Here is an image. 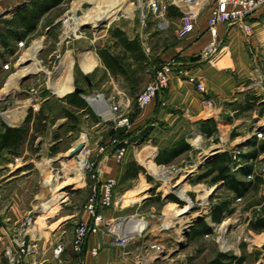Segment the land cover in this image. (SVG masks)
<instances>
[{
	"label": "crops",
	"instance_id": "crops-1",
	"mask_svg": "<svg viewBox=\"0 0 264 264\" xmlns=\"http://www.w3.org/2000/svg\"><path fill=\"white\" fill-rule=\"evenodd\" d=\"M214 1L208 3V0H201L203 5L202 12L196 19L194 30L188 35L180 38L177 35V31L181 24L180 9L175 6H170L168 8L166 16L172 20H177L176 30L174 31L176 37L167 39V35L164 36L161 34L160 37L162 36V39H159L158 44L162 45V47L158 48L159 51L156 53H152L151 51L148 56L145 54V60L142 64L148 65L146 59L147 61L150 60L152 54H154L152 58L156 61V65H150L151 70H155L161 63L175 60L176 63L180 65L179 69L183 70L184 75L178 76L175 73L172 74L167 90L159 94L149 105L139 110L136 114H132V111H129L131 124L126 131L131 132L132 135L139 133L141 129L148 126L150 121L153 120L155 124L150 127L146 136L150 138V141L156 139L154 137L155 128L153 129L152 127L157 124L163 128L170 129V131L175 134L172 135L174 136L173 142L178 141L181 136L180 134L183 133L184 127L189 126L190 130L186 128L188 131L183 135L186 142L189 143L190 141V146H193L192 141L200 136L207 139L215 138L217 140L221 138L222 141L219 140V142L225 143L231 136V129L240 122V118L244 117L246 112L250 111L254 103H262L261 100L256 99V96H263L264 92L262 91H264V89L257 86V84L252 81L253 75H251L252 72L250 71L255 53L259 52L264 59V18L259 16V12L251 15L249 19V30L247 32L243 31L238 25H219L217 28L218 40L220 41L219 49L211 56L208 62H204L201 58L199 60H193L195 56H200L201 52L206 49L211 41V36L207 32V18ZM30 2L31 0H22L20 3L15 2L12 7L7 9L10 14L9 19L14 14L18 13L24 6H28ZM55 7L50 8L48 12L41 16L33 31L22 34L24 30L23 27L16 28L17 35H7L5 40L7 44H4L2 40V34H4L5 30L0 29V45L2 49L9 53L13 43L26 40L28 37L35 34L40 26L39 24L42 17L46 16ZM53 22L45 28L46 34L51 31L54 25ZM0 26L2 27L1 24ZM119 30L123 32L129 40H132L136 33L143 32L147 39L152 32H155L153 27L141 28V30L136 28L134 31H132V29L130 31H125L124 28ZM114 42H117V38L112 37L109 33L107 40L103 42L101 48L106 46L105 49H115L121 52L119 55H122L124 49L120 45H114ZM250 48H254V53L251 58H249L247 52ZM80 51H82V54L85 53L84 48H80ZM114 53L118 55L117 52ZM81 60L78 62V67L83 75L96 72L94 78L89 80L93 84V90L98 93L99 97H103L110 102L111 99L123 100L124 97L127 96L125 91L122 90L123 83L129 81L126 79V76L108 70L101 63L99 56L96 57V62L92 71L86 73L82 67H80ZM101 74H104V76L100 77ZM187 77H197L201 80L204 84L205 92H200L195 89L194 85L187 80ZM59 82L63 83L65 86ZM73 87L72 81H61L57 79L52 90L58 96L51 93L49 89H47L45 93L40 90L36 93H29L26 101L29 100L31 104L27 105L23 111L14 110L11 114L13 121H20V124H25L27 126L28 138L32 135L35 141L30 145L27 138L25 143L22 142L23 144L18 146V143H20L18 141L20 135L16 140L10 139L4 144L0 141V264H7L4 248L10 243V236L13 235V231L19 229L24 219L28 215L34 213L33 209L36 205L39 214L32 215V217L35 216L32 219L33 223L28 225L25 235L26 240L32 242L34 247L32 252L26 257V260L31 261L33 264H63L72 262L77 258L71 248L72 237L77 225L76 223L78 221L88 220L90 217L89 211L83 207L84 202L80 199V196H88L92 181L89 178H85L84 182H80L81 184L78 186V182L76 181L77 176H75L77 173H74V170H69L67 172L65 167H53L50 163L54 158L68 151L69 147H73L74 144L71 142L62 148L65 139L68 140L71 134L76 133V124L71 123L70 120H72V118L66 113L58 114V112H56V115L54 111H52V113L46 111L47 106L50 108L52 99H57L64 105L63 109L72 113L74 117L83 118L84 120L88 119L89 112L87 107L91 106L89 101L87 103L83 100L85 106L77 108L66 103L64 99L67 94L71 93ZM84 87H86V85ZM254 90L257 92L252 94ZM203 100L210 101L211 106L203 104ZM33 102H38L37 109L34 108ZM30 109H32L33 112H27V110ZM39 111H41L42 114ZM43 117L45 118L43 119ZM48 117L51 120L54 119V121L53 124L45 127L42 124H45V120H48ZM25 119L27 120L25 121ZM101 120L108 123L110 129H113L111 122L102 118ZM34 121L36 124H33ZM211 121L215 122V126L212 135L208 137L202 131L201 124ZM33 125L36 127L39 125L42 129L38 130L37 128V131L35 130L36 132H34ZM97 125L98 124H96V126ZM226 127H230V129ZM7 128H19V126L10 125L7 126ZM255 128L249 129L246 132L247 134L244 136L246 141L255 138ZM104 130L106 129L102 128L100 132H104ZM4 131L5 129H2L0 135H2ZM101 138H103V140L99 141ZM161 138L160 141H163L164 137ZM236 139H238L237 136H232L231 141H235ZM109 140V133L104 137L102 135L98 136L97 140H95L93 136L89 137V144H91L90 150L91 153H93L92 158L97 161V166L99 167L98 180L104 181L106 178L113 177L116 182H118L120 178H130L132 180H134V178H140V176L138 177L140 173H137L134 177L125 176L127 168V165H123L125 160L118 164L111 155L97 152V146L99 144H106ZM232 143L233 142H231V144ZM129 144L130 143H128L127 152ZM218 145H215L211 148L212 150L209 151L210 153H212L213 150L219 152L213 159L224 152L228 151L231 153L232 151L233 153L238 150L235 146L230 148L227 147V149H219L222 147H218ZM132 146L134 147L135 145ZM162 148H167V146L155 148L153 159H155V156ZM188 152L191 151L188 150L175 159L170 160L167 165H170V163ZM146 161L151 160L148 159ZM208 161H206V163ZM204 165L199 167L196 171H194V168L186 172L183 176V181L192 180V176L195 173L198 175L199 170L202 168L204 169ZM56 168L57 170L54 171ZM191 171L194 172L187 176ZM236 173L241 175L238 170ZM142 177L146 182V177ZM141 180L139 184H143ZM200 180L206 181L207 192H212L216 187L219 188L224 186L223 180L212 179L210 176ZM71 182L74 183L69 185ZM65 185L69 186L63 191L57 192L55 196H52L55 190L60 188L62 190V187ZM115 186L112 191L114 195L111 205L102 208L104 216L109 220L129 218L127 222L129 226L143 219L148 221L147 210L153 211L156 207H154V204H150L146 209H143L142 203L144 201H149L152 195L145 196L141 198V200L135 198L132 201L131 199L134 197H131L129 202H125L123 196L131 191V188L126 192H120ZM144 188L147 190L148 194H151L150 192L153 190L152 186L148 185ZM158 188L159 187L155 189L154 193L159 191ZM185 191L192 192L193 190L186 188ZM138 193L137 191L133 192V194L136 195ZM169 194L170 193L163 192L161 195H163V198H168L171 195L176 197L173 193ZM54 197L58 198V205H53V208L46 213L39 211L42 202L51 200ZM176 198L178 199L179 197ZM180 199L183 198H179V200ZM171 203L174 205L178 204L173 198ZM217 203H219V201H215L210 205L208 213L202 215L200 218V220H205L211 229L215 223L225 220V216L231 213L223 212L220 221L213 220L211 217V210L214 204ZM227 205L228 209H230L231 205H229L228 202ZM153 216L154 215L150 214V217ZM200 220L195 223L200 222ZM189 221L190 220L186 222L189 223ZM195 223L190 225L188 233ZM149 224L150 228L145 230L141 236L129 242L125 248L117 246L105 229L103 227L100 228L97 233H92L87 237L88 239L81 255V264H144L146 261L156 260L153 259L155 256L148 248L149 243L156 242V239L152 240L146 236L147 232L152 228L150 220ZM57 245H61L63 249L59 255L56 256L53 254V249ZM91 248H96L98 253L96 255L91 253ZM178 256L179 258L183 257L181 253H179Z\"/></svg>",
	"mask_w": 264,
	"mask_h": 264
},
{
	"label": "rangeland",
	"instance_id": "rangeland-1",
	"mask_svg": "<svg viewBox=\"0 0 264 264\" xmlns=\"http://www.w3.org/2000/svg\"><path fill=\"white\" fill-rule=\"evenodd\" d=\"M159 1L164 2L166 0ZM210 1L212 2L214 0H208V3H210ZM15 2L20 3L22 0H0V22L9 19L10 14L7 9L12 7ZM139 2L140 0H64L46 16L42 17L38 30L32 36L23 40V46H18L20 41L18 43H13L12 49L8 53L2 49L0 45V131L7 128V126L18 125L19 128L22 129V131L19 132L20 138L18 141L20 143H18V146H21V144H23L22 142L25 143L28 138L27 126L25 124H20V121H13L11 116L12 112L14 110L23 111L27 105L31 104L29 100L26 101L29 93H36L39 90L45 93L47 92L46 90L49 89L51 93L55 94L52 87L56 84L57 79L61 81H72L74 87L77 88L84 87L86 81L78 67V62L83 57L80 62V67H82L86 73H89L94 68L96 57L98 56L97 51L101 49V45L107 40L110 30L116 28H124L125 31H130L131 29L134 31L136 28L141 30L142 23L139 21L137 7ZM201 12L202 9L199 10L198 15H200ZM70 14H72L73 19L70 24L73 25V31L78 29L76 35L79 36V38H75L71 34L69 35V39L65 40L64 36L66 30L61 22L65 16ZM166 21L168 22V27L164 31H159L155 19L148 15L145 19L144 28L153 27L155 32H152L147 39L143 32L134 35L135 37L133 39H136L138 42L139 50L144 57L145 54L148 56L151 51L152 53L158 52V48L162 47V45L158 44L159 39H162V36L160 37L161 34L164 36L167 35V39L176 37L174 31L176 30L177 20L166 17ZM51 22H53L54 25L51 31L46 34L45 28L49 26ZM99 26L101 27L96 29ZM103 47L105 48L106 46ZM80 48H84V54H82L83 50L80 51ZM108 50L113 54H115L114 52L121 54V52L115 49L112 50L108 48ZM247 52L249 58H251L254 53V48L248 49ZM152 57H154V54H152L150 60L147 61L146 59L148 65H144L142 64L144 61H142V63H136L130 53H125L124 63L130 65L127 68L128 76L126 79L130 82L123 83L122 90L125 91L127 96L124 97L122 101L129 104V110L132 111V114H136L140 110L136 107L138 93L152 79L154 69L151 70L150 65H156V61ZM253 58L252 67L250 69L252 72L251 75H253L252 81L255 82L257 86L264 89L263 56L257 52ZM95 73L96 72L87 74V77L91 80L94 78ZM103 76L104 74H101L100 77ZM61 84L64 85L63 83ZM254 92L257 91L254 90L252 94H254ZM103 99L107 104L118 101V99H111L109 102L105 98ZM256 99L261 100L262 103H254L250 111L246 112V115L240 118V122L231 129V136L225 143H221L215 138L207 139L201 136L197 137L192 141L193 146H190V141L189 143L187 142L191 152L185 153L179 159L170 163V165L154 163L153 159L156 147H169L175 143L173 142L174 136H172L175 134L170 131V129L163 128L156 124L152 127L153 129L155 128L154 137L156 139H151L152 141H150V138L147 137L140 146L133 147L129 144L128 155L123 165L126 166L127 163L129 164L132 162L140 167L142 166L143 169H141V172H138L140 173L138 175L140 178H138L139 180L135 178L134 180L130 178H120L118 179L119 181L116 182V186H114L120 192H126L131 188V191L123 198L125 202H127V195L130 196V199L134 197V199L136 198L138 200H141V198L145 196L152 195L149 201H144L142 203L143 209H146L150 204H154V207H156L153 211L147 210L148 222L150 220L152 228L147 232L146 236H148L149 239H156V242H160L165 250L162 254L168 256L167 258L149 260L144 264H205L207 260L216 257L219 253L227 255L233 254L237 257H241L242 264H264V230L259 229L256 231L252 229L250 225L254 218L258 216L264 217V152L258 154L255 159H237V154L253 151V148H250V140L246 141L244 138L249 129L257 127L255 128V132L262 133L261 138L255 135L257 143H263L264 145V94L261 97L256 96ZM32 104L35 109L38 108V102H33ZM63 106L64 105L57 99H52V104L50 108L49 106L46 107V111L51 113L54 111L56 115V112H58V114H64L66 110L63 109ZM87 110L89 112L88 119L76 118V120H70L71 123L76 124V133L71 134L68 140L62 138L65 139L62 148L71 142H73V146L80 144L83 140H79L78 138L82 134H86L88 138L93 136L95 140H97L98 136L102 135L104 137L106 134L110 133V125L101 120L100 116L95 113L90 106L87 107ZM27 112L31 113L33 111L30 109L27 110ZM39 112L42 114L41 111ZM44 118L45 117H43V119ZM53 121L54 119L51 120L48 117V120H45V124L42 125L48 127L53 124ZM33 124H36V122L34 121ZM96 124L98 125L96 126ZM153 124H155V121L153 122V120H151L148 126H153ZM33 126L34 132L37 131V128L38 130L42 129L39 125L38 127L35 125ZM102 128L106 130L100 132ZM186 128L190 130L189 126L184 127L185 130L183 129V133L180 134L181 136L178 140L184 137L183 134L188 131ZM226 128L230 129V127ZM232 136H237L238 139L231 141ZM161 137H164L163 141H160V139H162ZM28 140L30 145L35 141L32 135ZM100 140H103V138L99 139V141ZM231 142L233 143L231 144ZM215 145L222 147L219 149H227V147L230 148L232 146L238 148V150L233 153L232 151L231 153L229 152L232 157L230 161V171L239 179L251 180L249 191L244 194L241 199L233 190L227 188L225 185L219 188L216 187L212 192H207L206 181L198 180L196 173L192 176V180L183 181L184 174L194 169L198 165V161H200L201 157L208 155V153H210L209 151L212 150L211 148ZM90 146L91 144H89V148ZM70 148L71 147H69V149ZM69 149L54 158L50 163L53 167H65L67 172L69 170H74V173L78 174L75 176H77L76 181L79 186L81 184L79 181V174H81V171L80 167L76 165L77 155L71 156ZM148 159L151 160V164H156L155 168L160 170V172L155 173L153 167H150L146 162ZM247 161L250 162L253 167L252 177H244L236 173L237 168H235V165L239 163L242 167ZM56 170L57 168L54 169V171ZM203 170V168L200 169L198 174ZM142 176L146 177V182ZM140 180L143 184H139ZM148 185L153 187V190L150 192L151 194H148L147 190L144 188ZM157 187H159V191L154 193ZM186 188L193 191H185ZM135 190L137 193L139 191L137 195L133 194V192H136ZM59 191L63 190H61V188L55 190L52 196H55ZM163 192L173 193L176 197L183 198L184 200L180 199L182 203L174 205L171 203L172 198H163V195H161ZM88 196H80V199L84 202L83 207L85 206ZM57 201L58 198L54 197L51 200L42 202L39 211L46 213L53 208V205H58ZM215 201H227L229 205H231L232 211L225 216V220L215 223L212 231L209 233L193 237L188 232L186 235L183 234L182 228L184 223L191 220L195 215H204L208 213L210 205ZM201 203L203 206L205 205L204 203H206L205 206H207V208H202ZM37 210L38 207L36 205L32 215H38L39 213ZM150 214L154 216L150 217ZM192 221L193 223L196 222V220L193 219ZM161 223H163V228L169 225L170 227L166 230H159ZM222 229L224 230L223 232ZM223 240L224 242H228L230 246L224 248ZM178 241L183 243V246L179 250H177L179 247L177 244ZM179 253H181L183 257L179 258Z\"/></svg>",
	"mask_w": 264,
	"mask_h": 264
},
{
	"label": "built area",
	"instance_id": "built-area-1",
	"mask_svg": "<svg viewBox=\"0 0 264 264\" xmlns=\"http://www.w3.org/2000/svg\"><path fill=\"white\" fill-rule=\"evenodd\" d=\"M170 6L177 7L181 12V24L177 31L178 37H184L191 33L194 30L199 10L203 7L201 0H166L164 2L159 0H140L137 7L139 21L142 23L141 27L144 28L145 19L149 15L155 19L157 29L159 31H164L168 27L166 14ZM256 12H259V16L264 18V0H215L207 18V32L211 36V41L206 49L201 52V60L208 61L209 58L219 49L220 41L218 40L217 33L219 25H238L243 31L247 32L249 30V19L251 15ZM72 21V14H70L65 16L61 22L66 30L64 36L65 40L69 39V35L71 34L75 38H79V36L76 35L78 29L75 31L72 29L73 25L70 24ZM23 45V41L18 44L19 47ZM179 66L180 65L176 63L175 60L166 61V63L158 65L154 70L152 80L138 93L136 107L140 110L144 109L159 94L167 90L172 74L175 73L178 76L184 75L183 70L179 69ZM187 80L194 85L195 89L200 92H205L203 82L197 77H187ZM203 104L211 106V102L208 100H203ZM107 109L108 115H105V113H95H97L102 119L111 122L114 130H128L131 124L129 117V104L119 99L115 103H108ZM255 135L258 138L262 137V133L257 131L255 132ZM78 139L83 140L80 142L82 148L77 154L76 162V165L80 167L81 171V174H79V181L84 182L85 178H89L92 181L88 194L89 196L84 206L89 211L90 217L88 220L78 221L76 223L77 225L74 229L71 248L77 258L72 262L63 264H81V255L88 239L87 237L92 233H97L102 227L107 234H109L110 238H112L113 242L120 248H125L129 242L133 241L136 237L141 236L144 231L150 227L149 222L144 219L129 226L127 223L129 218H116L114 220H109L104 216L102 208L111 205L114 195L112 191L116 184V180L113 177L106 178L104 181L98 180L99 167L97 166V161L91 156L92 153L89 148V138L86 134H82ZM219 140L222 141L221 138ZM127 147V140L121 142L117 138L111 137L108 144L104 143L97 146V152L100 154L111 155L116 163L120 164L126 159L128 154ZM238 167H241L239 163L235 165V168ZM249 177H252V175ZM202 203V208L206 209V203H204V206ZM190 206L192 205L190 204ZM31 223L32 214L28 215L21 224V227L14 230L13 235L10 236V243L4 248V255H6L7 258V264H33L31 261L26 260V257L32 252L34 247V244L25 238L28 225ZM187 223L188 222L184 223L183 227ZM168 228L169 227L163 228L161 223L159 230H166ZM148 248L153 252L155 256L154 259L168 257L167 255L162 254L165 250L160 242H151L149 243ZM62 249L63 247L61 245H57L53 249V254L56 256L59 255ZM91 253L96 255L98 253L97 249L91 248Z\"/></svg>",
	"mask_w": 264,
	"mask_h": 264
},
{
	"label": "trees",
	"instance_id": "trees-1",
	"mask_svg": "<svg viewBox=\"0 0 264 264\" xmlns=\"http://www.w3.org/2000/svg\"><path fill=\"white\" fill-rule=\"evenodd\" d=\"M64 0H31L28 6H24L20 11L14 14L10 19L3 20L0 22L2 27L1 30H5L4 34H2L3 42L6 43L7 35H17L16 28L23 27L22 34H27L30 31H33L36 27V23L44 15L49 11L50 8L58 6ZM168 13V12H167ZM8 26V28H7ZM15 26V27H14ZM110 35L112 37L117 38V42H114V45H120L124 51L122 55L113 54L111 51L101 48L99 49L98 56L101 60L103 66H105L108 70L114 71L117 73H121L124 76H128L127 68L130 66L129 64H125V53L129 52L136 63H142L144 61V56L141 54L138 46V42L136 39L129 40L127 36L124 35L118 28L110 30ZM140 61V62H137ZM66 103L71 104L77 108L81 106H85L83 99L77 96L74 93H69L64 98ZM66 114L72 118V120H76V117L68 111ZM28 119V117H27ZM25 119V121L27 120ZM215 122H207L201 124V129L205 135L208 137L212 135L214 131ZM22 131L20 128H5V131L2 135H0V141L4 144L8 140H16L19 136V132ZM110 139L111 137L117 138L119 141L124 142L132 136L131 132L124 131L122 129H111L110 131ZM109 141L106 143L108 144ZM250 148H253V151L249 153H241L237 154V159H255L258 154L264 151L263 143L258 144L256 137L250 140ZM189 150V145L185 141V138H181L176 141L174 144L167 148H162L159 150L157 155L155 156L154 162L158 164H167L170 160L175 159L179 155ZM232 157L231 154L227 151L220 154L217 158L212 159L205 163L204 170L201 171L196 177L197 179H203L208 176L212 177V179H220L223 180L224 185L233 190L237 196L241 197L246 194L249 190V186L251 180L239 179L236 177L232 171H230V161ZM127 168L125 172V176L134 177L139 171H141L142 166H138L134 163H127ZM156 165V164H155ZM159 167V166H158ZM241 176H250L253 172V167L250 162H246V164L242 165L239 169H237ZM149 179V177H148ZM169 198H173L178 203H181L179 199L174 197L173 195L169 196ZM231 208L228 209L227 201H221L217 204H214L211 210V217L213 220L220 221L223 212H231ZM252 229L258 231L264 230V217L258 216L251 221ZM211 227L206 223L205 220H200L193 224L191 227L189 234L193 236H198L204 233L211 232ZM242 258L237 257L233 254L227 255L223 253H219L216 257H213L205 262V264H242Z\"/></svg>",
	"mask_w": 264,
	"mask_h": 264
},
{
	"label": "water",
	"instance_id": "water-1",
	"mask_svg": "<svg viewBox=\"0 0 264 264\" xmlns=\"http://www.w3.org/2000/svg\"><path fill=\"white\" fill-rule=\"evenodd\" d=\"M101 26L97 27L96 29H99ZM200 59V56H195V58H193V60H199ZM84 79L86 81V87H80V88H77V87H73L72 89V93L76 94L77 96H79L80 98H82L84 101H86L88 103V101L90 100H95L97 97H99L98 93L96 91L93 90V84L92 82L89 80V78L87 77V75H84ZM150 127L151 126H145L143 129L140 130L139 133L135 134V135H132L130 136V138L128 139V143L132 144V145H135V146H140V144H142L144 142V140L147 138V134L150 130ZM82 148V145L81 144H78V145H75L73 146L69 153L71 156H75L78 154L79 150ZM219 154L218 151H215L213 150L212 153L208 154V155H204L201 157L200 161L198 162V165L195 167V170L196 171L197 169H199V167H201L202 165H204L206 163V161L210 160V159H213L215 156H217ZM194 171H191L190 173L187 174L190 175L192 172ZM74 182H71L69 183L72 184ZM69 185H65L62 187V190H64L66 187H68ZM150 190V189H149ZM190 211V210H189ZM202 217V215H195L192 219L193 220H200V218ZM192 219L190 220L189 223H187L183 228H182V232L183 234L186 235V233L188 232L189 230V227L190 225L193 223ZM178 244V249L179 250L182 246H183V243L181 241H178L177 242Z\"/></svg>",
	"mask_w": 264,
	"mask_h": 264
},
{
	"label": "bare ground",
	"instance_id": "bare-ground-1",
	"mask_svg": "<svg viewBox=\"0 0 264 264\" xmlns=\"http://www.w3.org/2000/svg\"><path fill=\"white\" fill-rule=\"evenodd\" d=\"M97 100H90L89 102H90V107L95 111V112H97V113H105V115H108V109H107V102L102 98V97H97L96 98ZM96 101V102H95ZM76 145H78V144H76ZM147 163H148V165L150 166V167H153V169H154V171H155V173L156 172H160V170H158L157 168H155L156 166L155 165H153V164H151V161H146ZM160 167V166H159ZM157 175V174H156ZM128 193V192H127ZM126 193V194H127ZM125 196V195H124ZM123 196V197H124ZM134 198H132L131 199V201L133 200ZM126 200H127V202H129V200H130V196H128L127 195V197H126ZM35 216H33L32 217V219L34 218ZM182 220V219H181ZM134 222V221H133ZM32 223H33V221H32ZM164 223V222H163ZM163 223H162V225H163ZM226 224V223H225ZM168 227H170V225L168 226ZM224 230L222 229V232H223ZM221 239V238H220ZM223 246H224V248H227V247H229L230 246V244L228 243V242H224V240H223ZM233 248V247H232Z\"/></svg>",
	"mask_w": 264,
	"mask_h": 264
}]
</instances>
